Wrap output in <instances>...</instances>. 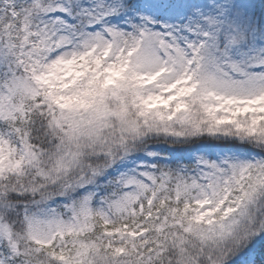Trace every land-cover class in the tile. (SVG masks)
<instances>
[{
    "label": "snow or ice",
    "instance_id": "obj_1",
    "mask_svg": "<svg viewBox=\"0 0 264 264\" xmlns=\"http://www.w3.org/2000/svg\"><path fill=\"white\" fill-rule=\"evenodd\" d=\"M0 264H264V0H0Z\"/></svg>",
    "mask_w": 264,
    "mask_h": 264
}]
</instances>
